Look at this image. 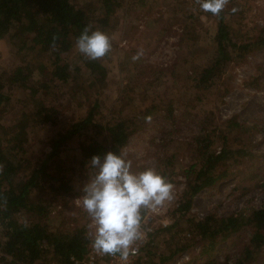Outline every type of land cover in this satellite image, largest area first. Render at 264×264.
<instances>
[{
    "label": "rangeland",
    "instance_id": "obj_1",
    "mask_svg": "<svg viewBox=\"0 0 264 264\" xmlns=\"http://www.w3.org/2000/svg\"><path fill=\"white\" fill-rule=\"evenodd\" d=\"M72 1L86 4L94 30L111 38V52L100 59L107 74L106 84L98 92V118L105 120L116 112L136 117L138 129L130 135L123 152L129 156L134 171L149 167L164 171L169 173L168 181L173 185L166 223L173 224L156 232L152 244L154 262H167L178 253L188 252L187 264H228L248 238L247 226L207 247L206 241L185 235L189 232L186 216L173 218L171 212L174 200L180 201L186 187L184 170L194 161L196 136H209L217 148L221 144L218 133L226 134L228 142H248L250 152L241 162L231 165L228 174L193 195L188 215L248 212L264 205V48L234 57L215 83L199 89L193 85V73L212 55L217 20L198 12L193 0H122V5L109 16L102 13L97 2ZM225 9L234 37L255 34L264 26V0H229ZM64 54L69 60L80 55L75 44ZM21 56L29 59L36 77L39 73L47 75L50 66L45 53L29 50L20 54L10 37L0 38V72L16 66ZM51 85L57 95L48 91V98L55 100L58 96L57 102L70 87L68 82ZM9 93L15 100L23 91L12 88ZM58 106L55 125L20 128L27 137L25 146L31 157L48 152L52 135L83 113L75 101H65L63 96ZM167 108L172 110L170 115ZM15 113L14 109L8 110L4 121L10 122ZM235 122L242 126L251 122L252 126L243 129ZM74 145L69 144L60 155L70 174L72 193L51 198L52 194L43 189L34 194L50 201L51 227L69 230L87 222L91 234L90 217L74 201L83 195L82 188L95 170L87 164L80 165ZM254 264H264V246Z\"/></svg>",
    "mask_w": 264,
    "mask_h": 264
},
{
    "label": "trees",
    "instance_id": "obj_2",
    "mask_svg": "<svg viewBox=\"0 0 264 264\" xmlns=\"http://www.w3.org/2000/svg\"><path fill=\"white\" fill-rule=\"evenodd\" d=\"M92 2H97L102 13L109 16L123 1ZM193 2L200 12L195 0ZM90 11L86 4L78 5L72 0H0V38L10 37L20 54L29 50L45 53L50 66L46 76L39 73L36 77L29 59L21 56L16 66L0 72V165L3 166L0 172V264H81L74 259L80 260L91 248L87 222L69 230L51 227L48 222L50 201L36 196L34 191L46 189L52 194L51 198L72 193L68 168L60 158L69 144L75 143L80 165H88L94 155L103 157L109 151L123 152L130 135L138 129L139 122L134 116L116 112L105 120L98 118L101 107L98 92L106 84L105 64L101 60H88L81 54L69 60L64 54L75 44L85 26L91 25L94 30ZM227 11L224 8L219 16L213 15L217 20L213 52L208 62L194 71L192 78L193 85L199 89L215 83L234 57L264 48V26L255 34L234 37L226 20ZM53 82L69 83L70 87L62 96L65 101H75L83 108V113L58 129L49 141L48 152L34 158L28 154L27 137L20 128L58 122L62 96L58 102V96L55 100L48 98V91L57 95L52 90ZM12 88L22 90L23 94L12 100L9 93ZM10 109L16 113L6 123L4 115ZM171 113V108H167V114ZM235 124L243 129L252 126L251 122L245 126L240 122ZM217 135L221 143L217 148L213 147L209 136H196L194 161L184 170L186 187L171 214L173 218L186 216L192 239L206 241L207 247L247 226L248 238L228 264H254L264 246V205L254 206L248 212L188 215L193 195L228 174L230 166L241 162L250 152L248 142L235 144L228 142L226 134ZM125 156L128 159L129 156ZM159 173L170 179L169 173ZM152 246L146 245L144 264H158L154 262Z\"/></svg>",
    "mask_w": 264,
    "mask_h": 264
},
{
    "label": "clouds",
    "instance_id": "obj_3",
    "mask_svg": "<svg viewBox=\"0 0 264 264\" xmlns=\"http://www.w3.org/2000/svg\"><path fill=\"white\" fill-rule=\"evenodd\" d=\"M195 2L201 11L219 16L229 0ZM75 47L86 59L100 60L111 52L112 43L105 32L92 30L88 25L77 37ZM89 164L95 170L94 175L74 203L82 206L90 217L91 247L99 255L119 256L123 264H128L133 246L145 236L142 213L154 212L171 200L173 185L154 168L134 171L121 151L119 154L109 151L103 157L94 155Z\"/></svg>",
    "mask_w": 264,
    "mask_h": 264
},
{
    "label": "built area",
    "instance_id": "obj_4",
    "mask_svg": "<svg viewBox=\"0 0 264 264\" xmlns=\"http://www.w3.org/2000/svg\"><path fill=\"white\" fill-rule=\"evenodd\" d=\"M171 183V182H170ZM172 184V183H171ZM172 189V196H173ZM172 200V199H171ZM165 201L156 211H145L143 215V231L145 233L144 239L138 241L130 251L128 264H144L147 260V255L145 253L147 243L153 244L155 242L154 236L158 228L164 227L167 224V214L168 206L170 201ZM179 203L178 200H174L173 207L177 206ZM185 235L190 236V232H185ZM73 259V256H71ZM79 261L81 264H123L120 261L119 256L112 257L107 255L97 254L92 247L87 252V254L81 258ZM190 261V255L188 252H181L173 256L171 259L167 260L162 264H187ZM159 264V263H158Z\"/></svg>",
    "mask_w": 264,
    "mask_h": 264
}]
</instances>
